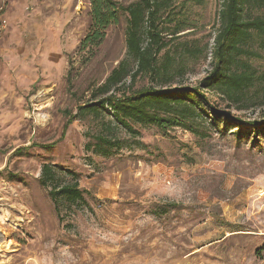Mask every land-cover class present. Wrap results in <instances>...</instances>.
<instances>
[{"label":"rangeland","instance_id":"obj_1","mask_svg":"<svg viewBox=\"0 0 264 264\" xmlns=\"http://www.w3.org/2000/svg\"><path fill=\"white\" fill-rule=\"evenodd\" d=\"M221 4L172 0L176 20L165 24L183 29L166 49L183 53L184 84L212 67ZM20 7L0 37V206L10 218L0 264H264V127L255 134L254 124L224 115L253 120L264 106L241 111L214 94L220 114L203 104L205 136L136 123L143 144L95 153L87 143L98 120L89 114L65 128L64 111L77 112L126 55L128 13L100 28L91 0ZM99 28L101 41L88 37ZM253 45L264 74V44ZM44 163L58 182L72 180L62 168L75 171L84 191L63 220L41 183Z\"/></svg>","mask_w":264,"mask_h":264},{"label":"trees","instance_id":"obj_2","mask_svg":"<svg viewBox=\"0 0 264 264\" xmlns=\"http://www.w3.org/2000/svg\"><path fill=\"white\" fill-rule=\"evenodd\" d=\"M91 2L94 20L100 28L118 20L119 12L128 13V25L126 55L102 83L92 88L89 99L78 106L77 112L69 108L64 111L68 116L65 128L77 117L89 114L98 120L99 129L92 133L88 150L109 156L124 146L143 144L136 123L161 129L180 126L205 136L201 129L206 115L203 104H208L215 116L220 114L218 102L212 100L214 94L241 111L264 106V74L251 62L261 56L253 42L259 40L264 44V14L255 13L264 8V0H222L212 67L195 84L181 81L186 72L183 53L166 49L183 29L180 23L172 28L165 24L176 20L171 11L172 0H136L127 5L118 0ZM100 28L88 37L93 35L101 41L104 32ZM186 49L193 55L204 52L200 46L187 45ZM224 115L238 124H254L255 134L264 127V114L253 120L230 112ZM230 125L226 121V126ZM21 151L22 148L18 150ZM62 169L72 175L71 181L58 182V171L51 163H44L40 178L43 185L51 186L50 195L60 220L64 218L63 210L85 200L77 173Z\"/></svg>","mask_w":264,"mask_h":264},{"label":"crops","instance_id":"obj_3","mask_svg":"<svg viewBox=\"0 0 264 264\" xmlns=\"http://www.w3.org/2000/svg\"><path fill=\"white\" fill-rule=\"evenodd\" d=\"M38 0H0V7H3L2 5H5V8L3 9V15L6 16L7 18H9V14H10V17L13 15L16 14V11H12L14 10L13 8L17 5H21L22 6H25L27 4H34V3H37ZM8 9H6L7 7ZM20 7V8H21ZM10 9V10H9Z\"/></svg>","mask_w":264,"mask_h":264},{"label":"bare ground","instance_id":"obj_4","mask_svg":"<svg viewBox=\"0 0 264 264\" xmlns=\"http://www.w3.org/2000/svg\"><path fill=\"white\" fill-rule=\"evenodd\" d=\"M10 221L9 214L6 212L4 209L1 208L0 206V234H5L6 227L4 226L7 222ZM3 243L0 241V246ZM8 245L11 244V242L7 243Z\"/></svg>","mask_w":264,"mask_h":264},{"label":"built area","instance_id":"obj_5","mask_svg":"<svg viewBox=\"0 0 264 264\" xmlns=\"http://www.w3.org/2000/svg\"><path fill=\"white\" fill-rule=\"evenodd\" d=\"M3 7H0V37L5 33L8 27V18L3 15Z\"/></svg>","mask_w":264,"mask_h":264}]
</instances>
